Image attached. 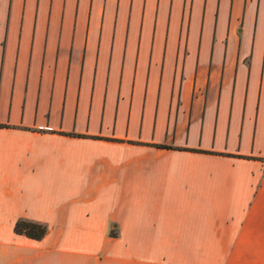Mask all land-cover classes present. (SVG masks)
<instances>
[{
    "label": "crops",
    "instance_id": "crops-1",
    "mask_svg": "<svg viewBox=\"0 0 264 264\" xmlns=\"http://www.w3.org/2000/svg\"><path fill=\"white\" fill-rule=\"evenodd\" d=\"M0 264H264V0H0Z\"/></svg>",
    "mask_w": 264,
    "mask_h": 264
},
{
    "label": "trees",
    "instance_id": "trees-1",
    "mask_svg": "<svg viewBox=\"0 0 264 264\" xmlns=\"http://www.w3.org/2000/svg\"><path fill=\"white\" fill-rule=\"evenodd\" d=\"M47 230L44 223L32 221L26 218H19L14 223V231L25 234L28 237L39 239L43 237Z\"/></svg>",
    "mask_w": 264,
    "mask_h": 264
}]
</instances>
